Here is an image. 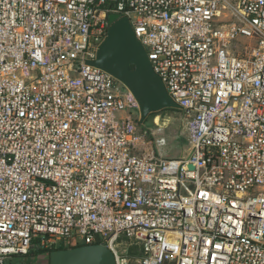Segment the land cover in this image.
<instances>
[{
  "label": "built area",
  "instance_id": "obj_1",
  "mask_svg": "<svg viewBox=\"0 0 264 264\" xmlns=\"http://www.w3.org/2000/svg\"><path fill=\"white\" fill-rule=\"evenodd\" d=\"M121 18L188 120L180 159L142 154L165 138L92 64ZM36 241L264 264V0H0V264Z\"/></svg>",
  "mask_w": 264,
  "mask_h": 264
},
{
  "label": "water",
  "instance_id": "obj_2",
  "mask_svg": "<svg viewBox=\"0 0 264 264\" xmlns=\"http://www.w3.org/2000/svg\"><path fill=\"white\" fill-rule=\"evenodd\" d=\"M93 65L112 74L127 86L141 106V123L152 113L179 108L169 96L162 80L154 73L144 47L137 40L126 18L118 19L109 29ZM133 68V69H132ZM49 264H116L104 245H83L53 251Z\"/></svg>",
  "mask_w": 264,
  "mask_h": 264
},
{
  "label": "rangeland",
  "instance_id": "obj_3",
  "mask_svg": "<svg viewBox=\"0 0 264 264\" xmlns=\"http://www.w3.org/2000/svg\"><path fill=\"white\" fill-rule=\"evenodd\" d=\"M241 43L248 45L249 41H242ZM235 46H238L237 41L233 43V48ZM157 117H159V120L158 122L154 121L153 125L150 124L148 118L142 126V129H151V131L157 132L155 137L153 135L151 137H153L154 141L159 137L165 138L166 145L158 148L155 143L149 144L148 146L143 147L142 154L153 157L162 156L169 159H180L186 156L189 153V144L187 142L188 120L184 113L179 110L167 111L160 113ZM159 129H161V132H158ZM136 243L137 241L134 240H123L118 249L121 253L127 250L138 253L136 247H139V245ZM130 255H132V252H130ZM5 264H49V253L47 252L39 256H29V254L27 256H12L5 260Z\"/></svg>",
  "mask_w": 264,
  "mask_h": 264
},
{
  "label": "trees",
  "instance_id": "obj_4",
  "mask_svg": "<svg viewBox=\"0 0 264 264\" xmlns=\"http://www.w3.org/2000/svg\"><path fill=\"white\" fill-rule=\"evenodd\" d=\"M133 69V68H132ZM181 111L179 108H168V109H164L162 111H159V112H156V113H152L150 116H149V122L150 124L153 125V122H154V119L160 115V113H163V112H167V111ZM182 112V111H181ZM151 128V127H149ZM64 248H60L59 250H62ZM49 253V256L50 254L53 252V251H47L43 248L40 247L39 245V241H36L34 242L30 252H29V256L32 255V256H39L41 254H44V253ZM132 252V251H131ZM133 254V253H132Z\"/></svg>",
  "mask_w": 264,
  "mask_h": 264
}]
</instances>
